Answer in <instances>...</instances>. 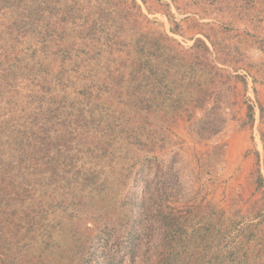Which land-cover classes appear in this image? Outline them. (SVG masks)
Wrapping results in <instances>:
<instances>
[{"label":"trees","instance_id":"1","mask_svg":"<svg viewBox=\"0 0 264 264\" xmlns=\"http://www.w3.org/2000/svg\"><path fill=\"white\" fill-rule=\"evenodd\" d=\"M203 33L185 49L138 0H0V264H264L260 154L250 220L187 193L160 130L189 120L218 165L236 63L264 74L263 41Z\"/></svg>","mask_w":264,"mask_h":264},{"label":"rangeland","instance_id":"2","mask_svg":"<svg viewBox=\"0 0 264 264\" xmlns=\"http://www.w3.org/2000/svg\"><path fill=\"white\" fill-rule=\"evenodd\" d=\"M138 1L148 16L157 20L185 49L189 50L195 38L204 37L203 32L208 33L214 27L228 28L230 34L241 36L239 39L236 36L235 41L245 55L256 58L261 53L258 47L264 42V0H162L171 3L175 20L182 26V34L172 32L173 24L157 0H148L153 12L148 11L142 0ZM236 65L239 68L235 73L245 77L246 85L237 83L236 105L230 111H224L226 123L216 136L217 143H227L223 162L216 166L209 163L208 155L216 142L197 139L189 120L178 118L162 125L160 130L167 138V150L176 153L179 165L184 168L187 184L183 189L187 193L195 194L198 201L212 200L228 211L241 209L242 214L250 216L251 220L257 216L250 213L249 208L261 198L253 179L258 154L264 169V143L261 139L264 113L262 119L259 113V106L264 105V74L256 67H246L247 63L238 62ZM254 77L257 81L253 80ZM249 105L259 114L252 125L245 123ZM182 203V199L176 200L173 206Z\"/></svg>","mask_w":264,"mask_h":264},{"label":"crops","instance_id":"3","mask_svg":"<svg viewBox=\"0 0 264 264\" xmlns=\"http://www.w3.org/2000/svg\"><path fill=\"white\" fill-rule=\"evenodd\" d=\"M253 80H254V81H257V80H255V77L253 78ZM262 106H263V108H264V105H262ZM258 115H259V114L256 113V119L258 118ZM257 151L260 152L259 145H257Z\"/></svg>","mask_w":264,"mask_h":264}]
</instances>
